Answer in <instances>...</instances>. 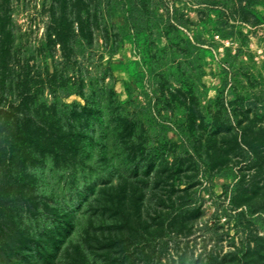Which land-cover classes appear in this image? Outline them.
I'll return each mask as SVG.
<instances>
[{
	"label": "rangeland",
	"instance_id": "rangeland-1",
	"mask_svg": "<svg viewBox=\"0 0 264 264\" xmlns=\"http://www.w3.org/2000/svg\"><path fill=\"white\" fill-rule=\"evenodd\" d=\"M0 264H264V0H0Z\"/></svg>",
	"mask_w": 264,
	"mask_h": 264
}]
</instances>
